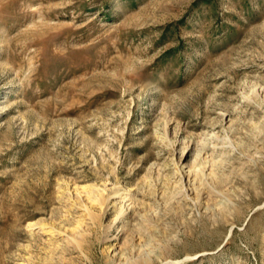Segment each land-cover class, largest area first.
<instances>
[{
    "label": "rangeland",
    "instance_id": "obj_1",
    "mask_svg": "<svg viewBox=\"0 0 264 264\" xmlns=\"http://www.w3.org/2000/svg\"><path fill=\"white\" fill-rule=\"evenodd\" d=\"M0 264H264V0H0Z\"/></svg>",
    "mask_w": 264,
    "mask_h": 264
}]
</instances>
